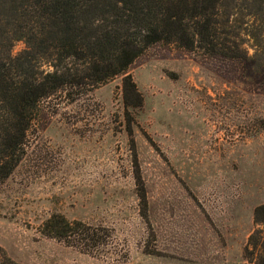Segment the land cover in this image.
Instances as JSON below:
<instances>
[{
  "label": "rangeland",
  "instance_id": "374dc122",
  "mask_svg": "<svg viewBox=\"0 0 264 264\" xmlns=\"http://www.w3.org/2000/svg\"><path fill=\"white\" fill-rule=\"evenodd\" d=\"M127 72L140 106L125 109L123 75L39 102L0 180V248L18 264H253L264 85L174 43L152 44Z\"/></svg>",
  "mask_w": 264,
  "mask_h": 264
},
{
  "label": "trees",
  "instance_id": "16d2710c",
  "mask_svg": "<svg viewBox=\"0 0 264 264\" xmlns=\"http://www.w3.org/2000/svg\"><path fill=\"white\" fill-rule=\"evenodd\" d=\"M15 41L25 44L17 54ZM157 42L237 61L264 85V0H0V180L21 159L41 100L78 97L123 75L125 109L140 106L127 70ZM254 221L264 223V204ZM70 224L61 218L53 228L67 237ZM0 251V264H18ZM244 256L264 264V229L249 235Z\"/></svg>",
  "mask_w": 264,
  "mask_h": 264
}]
</instances>
